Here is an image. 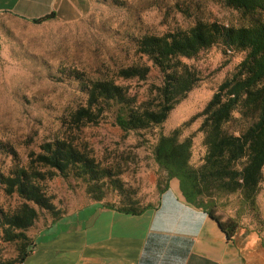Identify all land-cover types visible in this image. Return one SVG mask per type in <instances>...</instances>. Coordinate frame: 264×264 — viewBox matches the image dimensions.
<instances>
[{
    "label": "rangeland",
    "instance_id": "1",
    "mask_svg": "<svg viewBox=\"0 0 264 264\" xmlns=\"http://www.w3.org/2000/svg\"><path fill=\"white\" fill-rule=\"evenodd\" d=\"M79 3L81 13L72 19L55 17L35 24L0 15V208L7 213L24 201L6 191V178L27 166L43 144L62 139L92 156L102 168L120 171L133 206L155 207L162 194L157 185L161 182L164 186V172L153 157L158 137L181 127V138H192L190 162L198 166L205 152L198 114L244 56L219 44L193 59L182 58L199 80L158 127L123 132L113 114L106 111L97 122L78 127L72 115L87 105L86 89L92 82L114 80L127 87L129 95H137L138 101L145 100L150 88L160 84L157 69L136 52L137 39L188 30L199 21L240 26L248 20L217 0ZM143 62L151 66L145 80L118 76L120 69ZM41 186L63 217L56 222L51 213L36 207L38 217L27 232L32 242L75 228L88 215L87 204L93 202L85 184L73 177L53 176ZM123 201L116 191L108 189L99 203L121 207ZM257 201L258 213H254L244 208L236 195H230L217 201L215 213L222 221L235 220L237 230L255 233L264 242V168ZM16 256V244L4 241L0 228V262L10 264Z\"/></svg>",
    "mask_w": 264,
    "mask_h": 264
},
{
    "label": "trees",
    "instance_id": "2",
    "mask_svg": "<svg viewBox=\"0 0 264 264\" xmlns=\"http://www.w3.org/2000/svg\"><path fill=\"white\" fill-rule=\"evenodd\" d=\"M217 1L242 13L247 23L225 26L199 21L188 30L142 36L135 43L136 52L157 69L160 84L153 85L147 98L138 101L137 95H129L128 88L114 80L94 81L86 89L87 105L72 115V122L78 127L97 122L106 111L113 114L115 124L123 132L158 127L199 80L196 71L182 58L193 59L219 44L226 50L244 53L233 73L218 85L198 114L201 117L198 131L203 135L205 148L201 163L191 164L192 138H181V127L161 134L153 148L154 161L164 172V186L161 182L157 185L159 193L168 188L171 179H177L186 202L206 212L231 238L237 231V223L232 219L222 221L216 215L217 201L236 195L244 208L258 213L257 196L263 179L264 0ZM51 18H55L53 12L31 22L38 24ZM151 66L137 63L120 69L118 76L145 80ZM120 173L102 168L70 141L43 144L27 166L17 169L4 182L9 194L15 193L24 201L10 213L0 208L2 239L16 244L17 256L10 264H22L35 245L27 232L38 217L36 207L51 213L56 222L63 217L41 186L53 176L82 181L85 192L96 202L102 201L108 189L116 191L124 199L123 205L103 204L109 208L133 214L149 209L150 205L136 207L135 202H129Z\"/></svg>",
    "mask_w": 264,
    "mask_h": 264
},
{
    "label": "crops",
    "instance_id": "3",
    "mask_svg": "<svg viewBox=\"0 0 264 264\" xmlns=\"http://www.w3.org/2000/svg\"><path fill=\"white\" fill-rule=\"evenodd\" d=\"M81 10L79 0H0V15L26 22L51 12L72 19ZM87 206L75 228L36 241L22 264H264L257 234L239 229L228 238L206 212L186 202L175 178L159 203L140 214L96 201Z\"/></svg>",
    "mask_w": 264,
    "mask_h": 264
}]
</instances>
